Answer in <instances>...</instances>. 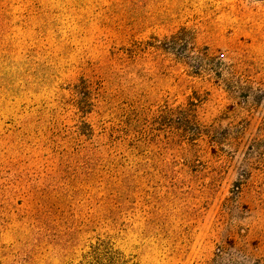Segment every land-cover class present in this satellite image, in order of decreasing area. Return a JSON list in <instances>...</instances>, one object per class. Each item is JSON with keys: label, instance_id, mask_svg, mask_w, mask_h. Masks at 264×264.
<instances>
[{"label": "rangeland", "instance_id": "obj_1", "mask_svg": "<svg viewBox=\"0 0 264 264\" xmlns=\"http://www.w3.org/2000/svg\"><path fill=\"white\" fill-rule=\"evenodd\" d=\"M264 264V0H0V264Z\"/></svg>", "mask_w": 264, "mask_h": 264}, {"label": "trees", "instance_id": "obj_2", "mask_svg": "<svg viewBox=\"0 0 264 264\" xmlns=\"http://www.w3.org/2000/svg\"><path fill=\"white\" fill-rule=\"evenodd\" d=\"M84 256V258L93 262L96 261L100 263L104 260L113 262L114 260L121 258L122 253L108 248L107 244L104 242H98L96 245L91 246V249Z\"/></svg>", "mask_w": 264, "mask_h": 264}]
</instances>
